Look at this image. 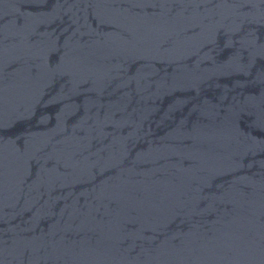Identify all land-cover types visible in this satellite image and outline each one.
Instances as JSON below:
<instances>
[{
	"label": "water",
	"instance_id": "1",
	"mask_svg": "<svg viewBox=\"0 0 264 264\" xmlns=\"http://www.w3.org/2000/svg\"><path fill=\"white\" fill-rule=\"evenodd\" d=\"M0 264H264V0H0Z\"/></svg>",
	"mask_w": 264,
	"mask_h": 264
}]
</instances>
